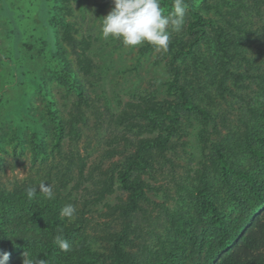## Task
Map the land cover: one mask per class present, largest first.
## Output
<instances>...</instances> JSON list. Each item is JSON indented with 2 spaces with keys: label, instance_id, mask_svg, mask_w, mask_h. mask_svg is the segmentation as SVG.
Instances as JSON below:
<instances>
[{
  "label": "trees",
  "instance_id": "obj_1",
  "mask_svg": "<svg viewBox=\"0 0 264 264\" xmlns=\"http://www.w3.org/2000/svg\"><path fill=\"white\" fill-rule=\"evenodd\" d=\"M0 1V19L12 26V56L19 58L23 31L12 4L8 0ZM161 2L164 10L171 11L173 0ZM185 2L188 22L182 35L171 43L174 54L164 66L166 80L155 84V89L163 88L165 96L156 102L148 95L141 98L145 101L141 105L131 104L140 111L139 117L129 124L132 137L126 138L134 148L109 180L101 179V196L104 192L111 193L113 184L127 192L126 228L116 234L113 245L105 252L89 237L80 236L85 228L82 219L60 217L66 200L77 199L74 192L67 191L72 182L68 168L60 174L58 192H53V199L45 198L40 190L33 199L27 198V188L0 190V252L9 253L6 264H23L25 257L44 260L46 264H215L217 261L264 264V255L239 259L227 253L220 257L238 239L245 248L257 249L258 240L243 234L257 210H263L260 232L264 236V43L259 45V40L264 38V0ZM59 5V0H38L37 18L47 31L46 41L51 43L59 64L48 66V71L74 89L79 101L87 104L85 87L64 55L53 24V20L61 21L63 29L68 30L69 23L55 11ZM12 56L6 60L12 61ZM11 67L18 72L14 85L22 88L31 72L26 66ZM150 82L154 87V81ZM154 91H150L152 95ZM35 92L48 100L54 144L60 145L65 139L66 123L42 75L33 83L30 93ZM228 99L229 103L238 105L233 123L227 121L226 113L221 110L222 102ZM18 105L21 110L15 114L11 109ZM16 106L6 93L1 94L0 144L3 127L15 123L16 143L28 139L37 150L47 153V121L34 112L30 97ZM124 114L132 116L127 110ZM194 127H197L198 145L210 150L203 160L190 140L182 141L179 135L180 131L188 132ZM181 157L187 159L183 164L185 173L173 168L174 161ZM167 168L171 184H165V188H172L174 202L164 206L163 217L158 218L166 232L163 235L145 225V209L140 201L148 197V191L161 189L147 182L143 174L161 173ZM222 198L232 207L228 215L219 204ZM74 206L77 211L78 206ZM130 209H134L132 214ZM172 232L183 236L195 252L183 255L181 245V250H174L172 243L176 240L169 236ZM57 235L70 243L69 252L61 251L56 245ZM131 235L137 239L138 248L132 253L125 248L131 243Z\"/></svg>",
  "mask_w": 264,
  "mask_h": 264
},
{
  "label": "rangeland",
  "instance_id": "obj_2",
  "mask_svg": "<svg viewBox=\"0 0 264 264\" xmlns=\"http://www.w3.org/2000/svg\"><path fill=\"white\" fill-rule=\"evenodd\" d=\"M8 1L15 9V17L23 31L24 39L21 56L14 58L10 31L12 26L7 25L5 19H0V96L6 93L15 106L30 97L34 112L37 115L41 114L47 121L45 136L48 146L47 153H44L42 150H37L34 143L28 139L22 144L16 143V124L11 123V126L3 127V143L0 144V190L12 191L15 188L36 187L39 191V185L45 183L56 194L58 182L62 177L60 174L68 171V168L71 169L68 172L72 182L67 187V191L69 189L74 192L77 199L68 196L74 200L70 201L68 198L66 203L78 206L76 211L78 215L75 214V218L82 219L85 227L80 236L83 235L87 239L89 237L97 248L107 252L113 245L116 234L128 225L127 215L124 213L127 211L125 206L128 194L113 184L111 187L113 191L104 192V196H101V179L109 180L134 148L126 138L132 137L129 124L131 120L139 117L140 111L136 106L145 102L141 98L150 95V98L156 102L163 100L165 96L163 88L158 90L155 88L158 82L167 78L164 66H167L168 58L174 54L172 50L174 45L171 43L175 37L181 36L184 32L188 16L185 15L181 31L169 30V48L167 52H163L157 51L148 43L127 47L111 37L102 38L100 23L103 16L113 7L112 0H59L60 5L55 11L69 23L68 30L63 29L64 25L61 21L52 20L56 26L59 43L64 49V55L85 87L88 98V103L85 104L84 101H79L74 89L68 88L66 84L58 81L56 75L48 71V66H59V64L56 53L51 49V43L46 41L47 31L37 18L38 0L37 3L33 0ZM164 12L167 15L170 11L164 10ZM21 15L23 17L19 18ZM262 43L264 38L259 40V45ZM9 56H12V61L6 60ZM11 66H26V70L31 72L22 88L14 85L18 72ZM41 75L53 96L58 113L66 123L65 139L60 145L54 144V123L48 114V100L38 92L30 93L33 83ZM151 80L154 81V87L151 85ZM130 87H134L132 91ZM233 88L236 90V87ZM153 89L154 95L150 92ZM116 90L121 95L116 97V94H119ZM127 100L131 103H127ZM131 104L136 106L133 107ZM19 106L11 110L17 114L21 110ZM237 108L238 105L229 103V99L227 102H222L221 110L226 113L229 123L236 120ZM126 110L132 112L131 117L125 116ZM194 128H190L188 132L182 130L179 135L182 141L190 140L198 157L203 160L210 150L201 147V144L198 145L197 127ZM185 161L187 159L182 157L179 161H174L173 168L176 172H186L183 167ZM169 176V168L161 173L159 171L144 173L143 177L147 182L161 189L148 191V197L140 201V206L145 209V213L143 212L145 225L149 224L163 235L166 232L157 221L158 218L163 217L162 208L171 206L174 202L172 188L169 187V190L165 188V184H171ZM76 182H80L81 185L76 187L74 185ZM219 204L226 215L232 211V207L225 199H219ZM133 210L130 209L129 212L132 214ZM262 214L263 210L255 211L243 231V234L252 235L258 240L257 249L245 248L238 239L220 257L227 253L239 259L264 255V236L260 232ZM169 236L176 240L172 243L174 250L178 251L182 248L183 255L195 252L193 246L183 236L173 232ZM130 238L131 243L125 248L132 253L138 249L137 239H133L132 235ZM215 264H219V261Z\"/></svg>",
  "mask_w": 264,
  "mask_h": 264
},
{
  "label": "clouds",
  "instance_id": "obj_3",
  "mask_svg": "<svg viewBox=\"0 0 264 264\" xmlns=\"http://www.w3.org/2000/svg\"><path fill=\"white\" fill-rule=\"evenodd\" d=\"M113 7L102 18L100 34L102 38L109 37L120 41L124 46L133 47L148 43L157 51L167 52L170 43L171 31H181L186 15L185 0H173L171 11L165 15L161 7V0H112ZM39 190L45 198L53 199V192L49 185L41 183ZM37 188L26 190L28 199L36 196ZM76 208L66 204L60 209V217L75 218ZM55 243L63 252H69L71 245L61 235L55 237ZM8 252H0V264H6ZM23 264H46L44 260H34L25 257Z\"/></svg>",
  "mask_w": 264,
  "mask_h": 264
}]
</instances>
